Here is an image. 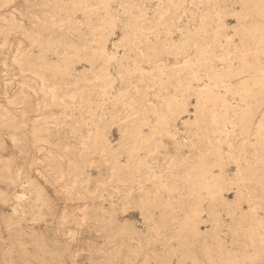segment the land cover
Here are the masks:
<instances>
[{
  "label": "rangeland",
  "instance_id": "rangeland-1",
  "mask_svg": "<svg viewBox=\"0 0 264 264\" xmlns=\"http://www.w3.org/2000/svg\"><path fill=\"white\" fill-rule=\"evenodd\" d=\"M0 264H264V0H0Z\"/></svg>",
  "mask_w": 264,
  "mask_h": 264
}]
</instances>
